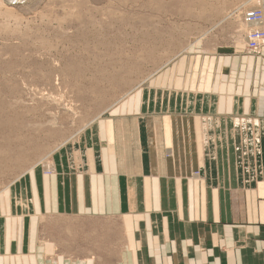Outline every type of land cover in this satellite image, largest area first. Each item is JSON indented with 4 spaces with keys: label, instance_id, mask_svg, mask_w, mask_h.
Masks as SVG:
<instances>
[{
    "label": "crops",
    "instance_id": "1",
    "mask_svg": "<svg viewBox=\"0 0 264 264\" xmlns=\"http://www.w3.org/2000/svg\"><path fill=\"white\" fill-rule=\"evenodd\" d=\"M236 32L196 39L203 90L136 91L0 184V264H264V47Z\"/></svg>",
    "mask_w": 264,
    "mask_h": 264
},
{
    "label": "rangeland",
    "instance_id": "2",
    "mask_svg": "<svg viewBox=\"0 0 264 264\" xmlns=\"http://www.w3.org/2000/svg\"><path fill=\"white\" fill-rule=\"evenodd\" d=\"M0 1L4 186L136 91L190 95L206 88L215 68L195 61L201 38L228 28L235 32L230 42L243 43L236 36L245 32L240 12L233 13L264 6V0ZM248 125L252 147L264 128Z\"/></svg>",
    "mask_w": 264,
    "mask_h": 264
},
{
    "label": "built area",
    "instance_id": "3",
    "mask_svg": "<svg viewBox=\"0 0 264 264\" xmlns=\"http://www.w3.org/2000/svg\"><path fill=\"white\" fill-rule=\"evenodd\" d=\"M259 8H249L246 11L247 21L252 22L253 27L247 32L246 51L259 55L264 47V19Z\"/></svg>",
    "mask_w": 264,
    "mask_h": 264
},
{
    "label": "bare ground",
    "instance_id": "4",
    "mask_svg": "<svg viewBox=\"0 0 264 264\" xmlns=\"http://www.w3.org/2000/svg\"><path fill=\"white\" fill-rule=\"evenodd\" d=\"M7 1H16V0H7ZM17 1H20V0H17ZM0 4H2L1 3V1H0ZM251 8H255V7H252L251 6ZM257 8H259L260 9V11H262L261 12V14H262V17H263V19H264V6H261V7H257ZM10 8H6V10H9ZM249 9V8H248ZM248 9H245V10H242V11H235V13H237V15H239V12H240V15H241V21L245 24V26H246V30H245V37H246V34H247V32L253 27V24H252V22H249V21H247V18H246V11H248ZM5 13H7V14H9V12H7V11H4ZM246 43H247V37H246ZM246 43H245V46H246ZM246 48V47H245ZM263 48V47H262ZM60 143H63V141L62 142H60ZM59 147V146H58ZM50 155V154H49ZM48 155V156H49ZM41 162L43 163H47V162H49L48 160H47V155H45V157L43 158V159H41ZM35 165V164H34ZM24 173V172H23ZM22 173V174H23Z\"/></svg>",
    "mask_w": 264,
    "mask_h": 264
}]
</instances>
